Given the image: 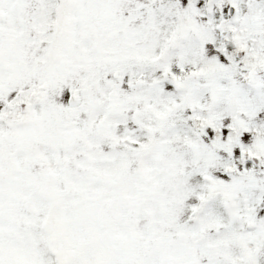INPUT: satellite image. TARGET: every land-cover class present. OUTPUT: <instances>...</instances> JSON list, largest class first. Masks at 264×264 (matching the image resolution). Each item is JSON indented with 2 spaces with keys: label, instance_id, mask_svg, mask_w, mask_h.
<instances>
[{
  "label": "snow or ice",
  "instance_id": "1",
  "mask_svg": "<svg viewBox=\"0 0 264 264\" xmlns=\"http://www.w3.org/2000/svg\"><path fill=\"white\" fill-rule=\"evenodd\" d=\"M0 264H264V0H0Z\"/></svg>",
  "mask_w": 264,
  "mask_h": 264
}]
</instances>
